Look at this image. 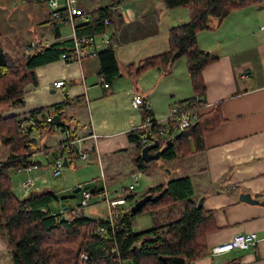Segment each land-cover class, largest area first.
<instances>
[{
	"label": "trees",
	"instance_id": "16d2710c",
	"mask_svg": "<svg viewBox=\"0 0 264 264\" xmlns=\"http://www.w3.org/2000/svg\"><path fill=\"white\" fill-rule=\"evenodd\" d=\"M160 1L167 10L186 8L188 21L168 29L167 51L125 65V68L127 74L133 76L153 68L169 74L178 59H185L192 96L176 101L170 107L180 105L182 112H192L195 118L190 126L172 135L169 132L165 134L161 139L163 147L160 148L159 158L186 159L202 151L203 135L215 130L224 121L221 102L207 104L203 79V70L218 57L199 47L197 34L215 30L231 12L248 5H260L264 0ZM120 3L121 0H111L109 4L98 6L90 13L87 12V22H78L75 26L78 35H100L107 31L116 42L115 46L108 44L95 53L99 76L103 77L108 85L121 75L115 56V31L123 23L122 15L116 9ZM43 7L45 8L44 5ZM104 18L107 22L103 21ZM49 22H54L51 16ZM53 33L55 40L46 45L36 43L30 47V42L19 60L13 59L4 50L0 33V145L6 150V156L0 160V237L7 246L10 264H171L170 258H180L183 260L182 264H193L195 260L207 254L206 236L215 232L218 227L214 210H206L202 205L196 206L198 201L192 199L193 186L188 175L149 187L138 197L132 191L122 192V197L133 203L146 194L156 196V199L146 202L136 213L129 211L131 204L129 207H122L119 214L113 218L112 226L108 218L93 219L83 214L75 216L73 208L64 207L61 212L52 211L50 203L59 198L52 191L32 190L24 197H19L14 192L10 171L19 167L39 165L40 163L31 160V157L38 152H50L49 147L38 145L35 132L51 134L60 129L66 136L54 148L52 157L55 154L65 155L67 164L78 157L77 146L67 143L79 138L72 130L73 127H55L52 120H46L47 117L52 118L54 114H58L64 122L72 124L74 118L66 114L65 108L77 102L78 98H66L26 113L5 114L10 109L24 105L25 88L29 83L36 84L37 67L54 62L60 59L63 53L71 51L72 39L61 37L56 22ZM144 113L152 116L146 106L142 110V114ZM170 119L171 116L165 118L164 123L159 121L155 125L164 127L167 122H173ZM87 125L90 127V123ZM66 131L69 133L68 137ZM90 133L89 129L85 136ZM174 135L178 136L173 138ZM127 137L135 150V167L140 170L151 167L157 159L143 161L140 153L145 145L140 143L138 132L130 130ZM169 139L170 142L166 144ZM87 140L82 142L81 149L87 154L95 155L91 139L88 147L83 146ZM85 189L93 195L100 190L97 187ZM79 195L80 192L71 196ZM177 202H184L180 217L174 221H159V210ZM140 214L150 215L152 224L135 231L132 229L133 220ZM224 264L239 263L236 259Z\"/></svg>",
	"mask_w": 264,
	"mask_h": 264
},
{
	"label": "crops",
	"instance_id": "0c3cea01",
	"mask_svg": "<svg viewBox=\"0 0 264 264\" xmlns=\"http://www.w3.org/2000/svg\"><path fill=\"white\" fill-rule=\"evenodd\" d=\"M262 4L239 8L223 19L215 30L201 31L197 34L199 47L218 57L203 70V79L205 100L209 105L221 102L224 121L215 130L203 135V150L194 155L195 162L200 164L196 170L195 182L206 187V190L199 192L193 187L192 199L198 201L203 197V208L215 211L214 219L218 229L206 236L207 254L195 260L193 264H224L236 259L239 264H264V29H260V26L264 25ZM29 8L32 11L39 9L37 15L39 26L38 33L33 34L27 45L30 42L34 45L36 43L46 45L54 41L55 39L51 40L48 34L46 36L44 30L41 31L46 29V24L49 22V11L35 2H30ZM116 9L122 15L123 23L115 31L117 41L115 56L118 63L125 65L167 51L168 29L188 18L186 9H178V11L171 9L170 12L173 13L171 19H174V23L169 25L163 20L165 13L155 0H122ZM1 11H4L3 7H0ZM2 17L6 21V16L2 15ZM23 19L24 16H21L20 20ZM5 26H8L7 22ZM48 33L49 35L51 33L49 29ZM2 37H4L3 33ZM149 71L157 72L152 87L144 89L141 84L136 85L134 82L132 88H128L126 92L129 93L130 102L134 93H142L149 113L155 117L149 102L150 98H147L148 93H155L158 89L164 96L174 95L177 98L173 100L174 102L183 100L184 94L178 92L177 86L173 85V79H170L172 73ZM35 77L36 84L29 83L25 88L24 105L10 109L5 114L26 113L34 108L61 102L66 98L68 100L78 98L77 102L65 108L66 114L74 118L70 126L73 127L76 137H82L77 131L83 124H79L80 121L70 111L72 106L77 103L86 106L88 98L97 97L101 91L104 95L108 93L115 95L113 83L108 87H103L99 83V64L95 55L77 61L60 58L37 67ZM56 80L64 81V85L59 89L52 86ZM162 82L163 86L160 85ZM188 91L185 87L184 93ZM137 122L138 119L133 116L132 122L130 120V124L120 130V132L124 131V135L119 137L101 136L100 126L87 125L88 131L90 129V132L98 135L96 142L92 141L94 154L101 158L114 153L116 158H111L110 161H121L120 155L129 147L127 133L138 126ZM63 136L64 138L66 136L64 132ZM52 153L47 160V164L50 165ZM89 156L90 154L88 158ZM39 165L24 171L34 179L36 185L39 180L31 175V171L37 169ZM102 178H104L103 174ZM190 179L192 182L191 176ZM112 189L115 190L114 187ZM33 191L41 190L37 188ZM29 192H20V196H26ZM241 193H248L257 202L247 203L239 200ZM183 209L184 202L160 209L159 221L177 220ZM249 232L257 236L255 246L234 249L220 255H210L212 247L228 242L236 234ZM8 257L7 246L0 237V264H10Z\"/></svg>",
	"mask_w": 264,
	"mask_h": 264
},
{
	"label": "rangeland",
	"instance_id": "374dc122",
	"mask_svg": "<svg viewBox=\"0 0 264 264\" xmlns=\"http://www.w3.org/2000/svg\"><path fill=\"white\" fill-rule=\"evenodd\" d=\"M155 1L157 5L161 7L162 12L165 13V15L162 17L163 20L169 25H173L174 19H171L173 17V13L170 12L171 10H166L160 0ZM96 2L98 3L96 4ZM110 2L111 0H80L79 3V0H76L77 6L83 7V9L88 13L95 10L98 6L106 5ZM29 3L30 2L27 1L22 2V0H0V7L4 8V11L0 12V33L4 34V37L1 36V42L4 50L13 59H21V53L26 51L28 40L32 38L33 34L38 33L37 27L39 26V18L37 15H39V9L32 11L29 8ZM262 6H264V3ZM178 9L186 8H175L173 10L178 11ZM2 15L6 16V21ZM21 16H24L23 20H20ZM43 16H46L45 10H43ZM50 16L52 21L54 20V22H56L61 37H71L72 31L70 26L61 21V19L57 21L51 13ZM186 21H188V18ZM6 22L8 26H5ZM54 22H47L46 29H41V31H45L46 36L47 34L50 36L51 40H54ZM48 29L51 32L50 35L48 33ZM97 40L99 39L97 38ZM174 64L175 65H173L174 67H172L170 72L172 73L170 79H173V85L177 86L178 92L184 94L183 99L187 97L189 98L192 96V88L186 70L185 59L180 58ZM119 68L121 75L113 82L112 85L115 95L110 93L104 95L101 91L97 97L88 98L86 106L83 103H77L76 105L72 106L70 111H72L75 118L80 121L78 123L83 124L85 127L84 128L82 125L80 127L81 129L77 131L79 136H85L88 133V123H90L92 126L93 124L100 126L99 131L102 130L101 136L119 137L124 135V131L120 132V130L122 128H126V126L130 124V120L132 122L133 116L138 119L137 124L141 122V109L134 110L131 107L130 96L126 90L128 88H132L134 82L136 85L141 84L142 88L144 89L152 87L155 79L154 75L156 76L157 72L149 70L157 69H149L147 72L144 71V73L142 72V74L138 76H133L127 74V68H125V64L119 63ZM160 85L163 86V82ZM185 87L189 90L188 93H184ZM98 89L100 88L98 87ZM147 98H150L149 102L152 105V109L155 113L154 118L160 121L164 120L169 115L170 105L168 106V104L174 102L173 100H177V98L172 94L171 97L168 95L164 96L160 93V91H158V89L155 93H148ZM130 128L131 127H129V130ZM34 136L38 139L39 146H46L50 148V153H52L55 146H57L59 142L64 139L63 132L60 129L53 131L51 134L35 132ZM90 144V141H86L83 146L88 147ZM161 147H163V143H160L158 147L159 150H161ZM76 148L77 150L81 149V145H78ZM50 153L45 154L44 152H38L35 153V156L33 155V160L35 162H39L40 165L37 169L31 171V175L36 180H39L37 185L35 184L36 190L37 188L41 191L49 190L58 195V200L50 203V209L54 212H61L64 207L71 209L78 204L79 196H71L73 194L72 190L77 186L88 189L97 187L99 189L103 186V184H106L111 190L114 187L123 193L128 192V190L125 188L132 183L131 173H135L138 177V184L132 191L136 197L143 194L149 187L159 183H165L164 181L182 175H188L189 177L191 176L195 191L197 190L199 192H203L206 190V187L197 185L195 182L197 175L196 170L199 168L200 164L195 162L194 156H192V158H186L182 160H179V158H174L171 160L158 158L151 167L140 170L135 167L133 162L135 150L133 145L129 143V147L124 149L120 155L121 161H110L111 158H116L114 157L116 156L114 153L101 157L102 170L104 168V171L101 170L100 165L97 162V156L90 154L87 161L81 160L80 157L76 156L70 162V164L65 165L62 168L60 176L53 177L51 174L50 164H47ZM5 156L6 150L0 145V160L4 159ZM112 166H114V168H111ZM102 174L104 176V180L102 179ZM25 176L26 173L24 171L17 172L16 169L10 171L13 190L19 197H21L20 194L22 192L18 190V184L22 179L25 178ZM93 200L99 201H90L88 206L83 207V216L93 219L107 218L108 211L106 209V204L101 202L100 196L96 194L93 196ZM130 204L132 205L133 202L128 201L125 207H129ZM151 224L152 218L150 215L140 214L134 218L132 229L138 231L150 227ZM8 261H10L9 257Z\"/></svg>",
	"mask_w": 264,
	"mask_h": 264
},
{
	"label": "built area",
	"instance_id": "2783aa9c",
	"mask_svg": "<svg viewBox=\"0 0 264 264\" xmlns=\"http://www.w3.org/2000/svg\"><path fill=\"white\" fill-rule=\"evenodd\" d=\"M35 3H39L45 6V8L52 14V16L57 19L65 22L71 28L72 35V48L68 53H63L61 55V59H69L72 61H77L83 59L90 55H95L97 51L104 48L108 44H112V46L116 45V42L112 38L111 34L107 31L100 35H92V34H80L78 35L75 29V26L78 22H87L88 16L85 10L79 8L76 4V0H32ZM104 22H107V19L104 18ZM260 29H264V25L260 26ZM97 38L99 40H97ZM30 47L33 46V42L30 43ZM244 76V74H243ZM99 83L103 87H108L107 82L103 79V77L99 76ZM64 85L63 80H56L52 83V86L55 88H60ZM131 106L138 110L146 106L145 98L142 93L136 92L132 95L131 98ZM169 116H171L170 120H173L172 123H166L164 127H158L155 124H158L160 120L154 119L148 113L142 114L141 122L137 127L133 130L138 132L139 141L143 145L152 144L154 141L160 145L161 139L164 138L165 134L169 132L171 135L190 126L192 120L195 118V114L192 112H182L180 105H172L169 109ZM167 118V117H166ZM47 121H51V117L46 118ZM163 121V120H162ZM165 121H163L164 123ZM67 137H68V132ZM98 135L91 132L89 135L85 137L75 138L73 140L67 141L68 144H74L75 146L81 145L82 142L86 139H91L94 143L96 142ZM97 162L102 167V160L97 155ZM63 155L55 154L51 159V174L53 177H58L61 174L63 164ZM78 157L81 160H87L88 154L85 150H78ZM32 167L36 168V165ZM29 167H19L16 168L17 172L28 171ZM132 183L129 184L125 189L128 191H133L135 186L138 184V177L135 173H131ZM103 179V178H102ZM34 179L28 174L22 179L18 184V190L24 193L35 190ZM100 200L106 204V209L108 211V220L110 225L112 226L113 218L119 214L120 209L127 205L128 200L122 197V191L118 189H110L106 184L99 190ZM95 196V195H94ZM93 200V194L81 187L80 189V198L78 200V204L72 209L73 214L75 216H79L82 214V208L86 207L90 204V201ZM102 228H100V231ZM257 242V236L253 232L249 233H240L236 234L231 240L228 242L222 243L220 245H216L212 247L210 250V255H220L225 252L234 250V249H245L250 246H255Z\"/></svg>",
	"mask_w": 264,
	"mask_h": 264
},
{
	"label": "water",
	"instance_id": "95a60500",
	"mask_svg": "<svg viewBox=\"0 0 264 264\" xmlns=\"http://www.w3.org/2000/svg\"><path fill=\"white\" fill-rule=\"evenodd\" d=\"M52 121L55 127H65V128H69L70 127V123L68 122H64L60 115L58 114H54L52 116ZM178 135H174L173 138H176ZM170 139L168 141H166L165 143H169ZM159 144L157 143V141H154L152 144H148L145 145L142 149H141V153L140 156L143 159V161L148 162L150 160H156L160 157V150H158ZM152 151H155L152 153ZM63 164L64 166L67 165V158L66 156L63 157ZM81 189V186H77L72 190L73 194L79 193ZM156 196H152L151 194H146L143 197L139 198L137 201H135L129 208V211L131 213H136L138 212L142 206L148 202V201H155ZM239 200L243 201V202H247V203H255L257 202L255 199H252L251 196L248 193H241L239 195ZM202 201H203V197H201L198 202H197V207H200L202 205ZM66 210V208H65ZM63 219V217H62ZM169 262L171 264H182L183 260L180 258H170Z\"/></svg>",
	"mask_w": 264,
	"mask_h": 264
},
{
	"label": "flooded vegetation",
	"instance_id": "af4514ba",
	"mask_svg": "<svg viewBox=\"0 0 264 264\" xmlns=\"http://www.w3.org/2000/svg\"><path fill=\"white\" fill-rule=\"evenodd\" d=\"M152 152H155V151H152Z\"/></svg>",
	"mask_w": 264,
	"mask_h": 264
},
{
	"label": "clouds",
	"instance_id": "9594fccd",
	"mask_svg": "<svg viewBox=\"0 0 264 264\" xmlns=\"http://www.w3.org/2000/svg\"><path fill=\"white\" fill-rule=\"evenodd\" d=\"M158 150H159V148H158Z\"/></svg>",
	"mask_w": 264,
	"mask_h": 264
}]
</instances>
